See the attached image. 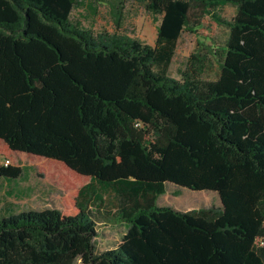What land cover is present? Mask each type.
I'll return each mask as SVG.
<instances>
[{
    "label": "trees",
    "instance_id": "1",
    "mask_svg": "<svg viewBox=\"0 0 264 264\" xmlns=\"http://www.w3.org/2000/svg\"><path fill=\"white\" fill-rule=\"evenodd\" d=\"M127 1L105 0L119 29ZM136 1L155 47L81 28L75 0H0V178L22 176L19 156L65 192L61 209L0 217V264H264V0ZM207 16L229 29L218 78L200 52L170 77ZM168 183L222 206H158ZM99 215L130 226L104 252Z\"/></svg>",
    "mask_w": 264,
    "mask_h": 264
},
{
    "label": "rangeland",
    "instance_id": "2",
    "mask_svg": "<svg viewBox=\"0 0 264 264\" xmlns=\"http://www.w3.org/2000/svg\"><path fill=\"white\" fill-rule=\"evenodd\" d=\"M75 3L72 21L81 28L99 34L109 33L137 38L154 47L157 45V27L160 22H155L142 3L136 0L127 1L125 21L120 29L116 27L105 0H75ZM215 12L223 19L232 20L237 14V7L227 4L215 9ZM205 21V28L199 29V33L184 32L181 35L174 57L166 69L170 77L181 79V71L193 67L192 54L200 52L208 54L202 78L208 80L218 78L224 57L219 49L226 44L229 29L225 25H217L212 16H207ZM208 25L212 29L208 28ZM15 157L11 159V163L21 166L23 174L19 179L0 178V217L3 214L9 216L29 210L61 209L65 192L56 184L58 181L56 173L49 174L40 168L38 163ZM158 206L188 211L212 206L221 207L222 202L216 192L193 191L168 183L166 193L158 200ZM8 207L10 212L5 210ZM97 224L99 234L95 244L98 252L118 247L130 227L128 224L107 222L103 215H99ZM75 264H83V261L77 259Z\"/></svg>",
    "mask_w": 264,
    "mask_h": 264
},
{
    "label": "crops",
    "instance_id": "3",
    "mask_svg": "<svg viewBox=\"0 0 264 264\" xmlns=\"http://www.w3.org/2000/svg\"><path fill=\"white\" fill-rule=\"evenodd\" d=\"M163 207V206H162ZM171 208H173V207H171ZM174 209H176V208H174ZM6 210V212H10V207H8V208H6L5 209ZM176 210H178V211H182V212H187V211H183V210H180V209H176ZM194 210V209H193ZM188 211H190V210H188ZM5 212V211H4ZM4 215V214H3Z\"/></svg>",
    "mask_w": 264,
    "mask_h": 264
},
{
    "label": "built area",
    "instance_id": "4",
    "mask_svg": "<svg viewBox=\"0 0 264 264\" xmlns=\"http://www.w3.org/2000/svg\"><path fill=\"white\" fill-rule=\"evenodd\" d=\"M6 165H7V163H6ZM262 245H264V240L262 241Z\"/></svg>",
    "mask_w": 264,
    "mask_h": 264
}]
</instances>
